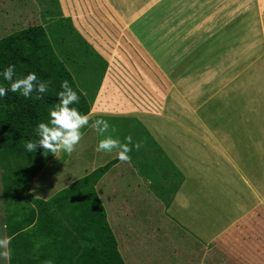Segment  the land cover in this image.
<instances>
[{
    "label": "crops",
    "instance_id": "0c3cea01",
    "mask_svg": "<svg viewBox=\"0 0 264 264\" xmlns=\"http://www.w3.org/2000/svg\"><path fill=\"white\" fill-rule=\"evenodd\" d=\"M58 3L77 41L96 49L85 65H100L88 85L73 59H61L89 102L74 155L91 134L141 145L129 144V160L118 158L120 145L102 156L99 166L111 165L94 185L123 263L264 264V0ZM74 47L59 44L56 54ZM249 95L260 98L246 106ZM97 119L118 123L115 132L97 131ZM59 144L46 165L67 161ZM63 164L55 174L66 178L50 192H32L42 169L33 177L23 191L30 206L93 170L73 176Z\"/></svg>",
    "mask_w": 264,
    "mask_h": 264
},
{
    "label": "trees",
    "instance_id": "16d2710c",
    "mask_svg": "<svg viewBox=\"0 0 264 264\" xmlns=\"http://www.w3.org/2000/svg\"><path fill=\"white\" fill-rule=\"evenodd\" d=\"M17 16L0 9V72L8 64L16 66L14 80L36 72L46 91L39 94L41 98H36L35 87L31 97L10 90L0 97V177L6 234L12 237L9 264H43L46 259L53 264H124L94 188L111 162L73 180L47 200L31 197L34 206L24 199L26 186L55 155L41 143L44 129L38 124L60 127L50 117V111L59 106L58 93L75 91L79 101L67 107L80 114L88 112L89 102L56 54L57 44L44 25H24ZM51 29L56 31V26ZM63 80L68 81L67 88L61 87ZM10 83L0 76V84L10 89ZM26 141L34 144L32 150L25 148Z\"/></svg>",
    "mask_w": 264,
    "mask_h": 264
},
{
    "label": "rangeland",
    "instance_id": "374dc122",
    "mask_svg": "<svg viewBox=\"0 0 264 264\" xmlns=\"http://www.w3.org/2000/svg\"><path fill=\"white\" fill-rule=\"evenodd\" d=\"M23 3L25 5H21L18 8V5L16 4ZM20 2V3H19ZM0 9L7 10L8 14L13 15H20L17 18L22 19L23 24H40L44 25L45 29L50 34L53 41H55L54 44H57L62 47V44L68 46V44L75 45L74 47V55L70 53V56L66 57V53L62 54L61 59L67 60V59H73V72L76 75L77 81H86L88 85H91L96 77V74L100 68L99 61L95 58L92 59V67L89 68L85 65L87 63V59L89 58V55L87 52H90V49L92 51H95L96 49L92 44H90L88 47H84L81 43L77 41V39L74 37V34L72 33L71 27L68 22H66L65 19L61 17L60 13V7L58 0H0ZM22 10V11H18ZM63 13V12H62ZM48 14V15H47ZM48 19V22H45L44 19ZM8 22V21H7ZM48 23V24H47ZM56 26V31L51 29L53 26ZM7 26V25H6ZM8 27V26H7ZM261 97V106H262V118H264V79H262V89L260 93ZM257 96L249 95L244 98V102L247 105H253L255 102L254 100L256 98H260ZM118 126V123L114 124V127ZM110 126L107 128V130H110ZM112 130V128H111ZM262 135L264 136V125L262 126ZM101 134H99L97 137L93 136H86L87 142L84 143V152L80 156H75L74 152L68 153L67 161L68 164H73L72 170L74 171L73 176H78L81 173H84L85 171H90L91 169H96L100 165L102 156H106V161L109 160L110 155H114L115 153L113 151L106 153L105 151H97L95 148H97V143L101 139ZM96 138V139H95ZM67 154H65L66 156ZM64 158V159H63ZM57 160L52 161L49 164H45L46 167L42 168V172L40 174V178L38 180V184L33 185V191L39 190L41 193L46 191L48 189V192L55 189L58 185H61L66 176L63 179V174H55L56 172H59L60 170L63 171V167L66 166V164H63L66 161V158L58 157ZM63 159V160H62ZM48 163V162H46ZM44 165V166H45ZM87 169V170H85ZM1 171V168H0ZM0 183H1V177H0ZM2 192V188H1ZM38 192V191H37ZM0 207H5L6 204L3 201V194H2V201L0 202ZM1 224V223H0ZM0 236H1V226H0ZM36 249V248H35ZM34 249V250H35ZM5 264H7V261H5Z\"/></svg>",
    "mask_w": 264,
    "mask_h": 264
},
{
    "label": "clouds",
    "instance_id": "9594fccd",
    "mask_svg": "<svg viewBox=\"0 0 264 264\" xmlns=\"http://www.w3.org/2000/svg\"><path fill=\"white\" fill-rule=\"evenodd\" d=\"M16 66L14 64H8L7 67L0 72V76L4 80L11 82L10 89L6 88L4 85L0 84V97H3L8 90L19 93L23 97H31L33 95V88H36L37 96L36 98H41L40 93L46 91V86L43 82H38V75L36 72H29L23 77L16 76ZM34 82H37L34 84ZM67 80L61 82V87L67 88ZM58 95L61 97L59 101V106L55 107L50 111V117L52 122L55 125L60 127L48 128L43 122L38 124V127L44 129L45 138L41 141L46 148L50 149L53 154H56L57 149L61 146L60 144L53 145L49 141L59 140L62 142V145L66 152L71 153L74 151L75 146L80 140L82 133L78 130L82 125L88 124L89 115L80 114L75 108H68L67 105L72 101H79V96L75 91L71 89L68 90V94L65 95L63 92H59ZM103 127L100 128L99 126ZM94 127L97 128V131H104L109 127V122L104 119H97L95 121ZM61 129H68L67 132H62ZM112 130L115 132V127L112 126ZM125 140L128 143H122L120 139L113 138L112 136H104L103 139H100L97 143V151H112L116 145H120V149L117 153L118 158L122 160H129L130 156L128 153L131 151L129 144H132V147L139 148L140 142L132 143V137L129 135L125 137ZM25 148L32 150L34 144L31 141L25 142ZM11 236L0 237V264H4L5 261H10L11 259V248L9 247L11 243ZM43 264H53V260L46 259L43 261Z\"/></svg>",
    "mask_w": 264,
    "mask_h": 264
}]
</instances>
